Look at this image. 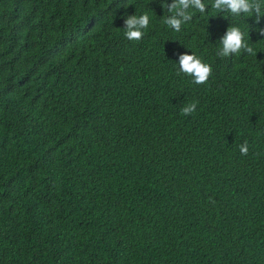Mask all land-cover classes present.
<instances>
[{
  "label": "trees",
  "instance_id": "16d2710c",
  "mask_svg": "<svg viewBox=\"0 0 264 264\" xmlns=\"http://www.w3.org/2000/svg\"><path fill=\"white\" fill-rule=\"evenodd\" d=\"M203 2L0 0V264H264V15Z\"/></svg>",
  "mask_w": 264,
  "mask_h": 264
},
{
  "label": "clouds",
  "instance_id": "9594fccd",
  "mask_svg": "<svg viewBox=\"0 0 264 264\" xmlns=\"http://www.w3.org/2000/svg\"><path fill=\"white\" fill-rule=\"evenodd\" d=\"M167 7L171 16L165 17L163 23L174 31L179 32L181 25L191 20L192 14L187 11L190 7L198 10L200 13H205L206 5L203 0H172L171 4L166 3L163 7ZM211 7L218 12H228L233 16L246 14L247 17L255 16L256 24L258 25L261 16L264 15V0H212ZM149 25V16L142 14L140 16L129 15L125 20L124 35L129 40L139 41L143 37V29ZM260 35L264 36V28H257ZM220 49L217 55L220 57H229L239 54L241 50L247 53H252L253 49L246 43L244 33L238 26L230 25L225 34L219 39ZM179 72L192 77V82L195 84H205L211 75L212 68L209 64H205L194 54L185 52L179 56ZM196 109V104H186L181 108L184 115L193 113ZM242 155H247L248 144L245 141L240 145Z\"/></svg>",
  "mask_w": 264,
  "mask_h": 264
}]
</instances>
